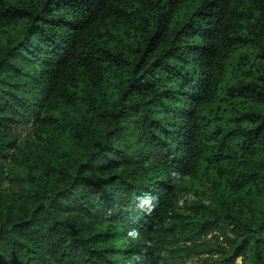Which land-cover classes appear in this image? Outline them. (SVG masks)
<instances>
[{
  "label": "trees",
  "instance_id": "1",
  "mask_svg": "<svg viewBox=\"0 0 264 264\" xmlns=\"http://www.w3.org/2000/svg\"><path fill=\"white\" fill-rule=\"evenodd\" d=\"M264 264V0H0V264Z\"/></svg>",
  "mask_w": 264,
  "mask_h": 264
},
{
  "label": "rangeland",
  "instance_id": "2",
  "mask_svg": "<svg viewBox=\"0 0 264 264\" xmlns=\"http://www.w3.org/2000/svg\"><path fill=\"white\" fill-rule=\"evenodd\" d=\"M194 260L193 259H185L183 262L178 263V264H193ZM240 260L238 259L235 264H239Z\"/></svg>",
  "mask_w": 264,
  "mask_h": 264
}]
</instances>
